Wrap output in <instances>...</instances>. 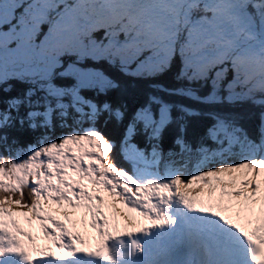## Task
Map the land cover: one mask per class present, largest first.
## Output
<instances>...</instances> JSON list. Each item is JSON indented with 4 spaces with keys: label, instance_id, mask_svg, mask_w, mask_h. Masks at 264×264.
Instances as JSON below:
<instances>
[{
    "label": "snow or ice",
    "instance_id": "6c2138e0",
    "mask_svg": "<svg viewBox=\"0 0 264 264\" xmlns=\"http://www.w3.org/2000/svg\"><path fill=\"white\" fill-rule=\"evenodd\" d=\"M0 264H264V0H0Z\"/></svg>",
    "mask_w": 264,
    "mask_h": 264
},
{
    "label": "rangeland",
    "instance_id": "374dc122",
    "mask_svg": "<svg viewBox=\"0 0 264 264\" xmlns=\"http://www.w3.org/2000/svg\"><path fill=\"white\" fill-rule=\"evenodd\" d=\"M196 184H199V182H197ZM195 183L192 184V186H190V188H194L196 186ZM198 190H200V187H197Z\"/></svg>",
    "mask_w": 264,
    "mask_h": 264
},
{
    "label": "bare ground",
    "instance_id": "6f19581e",
    "mask_svg": "<svg viewBox=\"0 0 264 264\" xmlns=\"http://www.w3.org/2000/svg\"><path fill=\"white\" fill-rule=\"evenodd\" d=\"M191 194V193H190ZM192 195V194H191Z\"/></svg>",
    "mask_w": 264,
    "mask_h": 264
}]
</instances>
